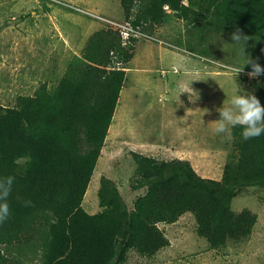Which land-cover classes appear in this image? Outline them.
I'll return each mask as SVG.
<instances>
[{
	"label": "trees",
	"instance_id": "16d2710c",
	"mask_svg": "<svg viewBox=\"0 0 264 264\" xmlns=\"http://www.w3.org/2000/svg\"><path fill=\"white\" fill-rule=\"evenodd\" d=\"M120 1L125 17L134 16V26L149 33L175 15L207 41L212 34L231 39L239 30L264 48V0H190L188 7L181 0ZM135 47H123L117 33L102 29L54 92L43 85L12 108L0 105V177H15L10 216L0 223V264H128L133 252L152 260L171 245L159 225L186 214L212 249L251 238L257 214L236 213L232 204L244 189H264V134L244 140L240 127L232 130L233 151L221 180L201 177L189 161L132 152L131 189L145 194L129 203L116 181L102 177L100 211L84 209L126 80L124 70L109 67L122 63L127 69ZM251 60L264 67V51ZM254 81L264 105V76Z\"/></svg>",
	"mask_w": 264,
	"mask_h": 264
},
{
	"label": "rangeland",
	"instance_id": "374dc122",
	"mask_svg": "<svg viewBox=\"0 0 264 264\" xmlns=\"http://www.w3.org/2000/svg\"><path fill=\"white\" fill-rule=\"evenodd\" d=\"M45 2L0 0V105L4 108L14 107L20 96H34L43 85L54 92L74 61L69 56L59 59L62 7ZM186 25L173 15L151 33L156 40L140 41L139 53L143 51L148 57L128 66L125 88L84 199L83 207L89 214L100 211L102 177L116 181L129 203L145 194L144 190L131 189L136 168L132 152L171 160L178 156L172 151H190L179 160L189 161L201 177L221 179L233 151L232 141L215 134L210 122L220 118L216 109L223 102L229 104L233 95H256V79L243 72L248 69V60L259 58L264 48L257 49L249 39L234 42L226 35L212 34L207 41ZM158 29L160 33H155ZM237 67L244 69L237 74L233 71ZM190 85L197 94L194 101L189 93H181ZM263 195L264 189H244L232 204L236 213L249 209L258 215L248 241L212 249L198 236L194 216L186 214L173 225H160L170 247L152 260L133 252L128 264H264Z\"/></svg>",
	"mask_w": 264,
	"mask_h": 264
},
{
	"label": "clouds",
	"instance_id": "9594fccd",
	"mask_svg": "<svg viewBox=\"0 0 264 264\" xmlns=\"http://www.w3.org/2000/svg\"><path fill=\"white\" fill-rule=\"evenodd\" d=\"M60 1L64 2V3L71 4L74 7L78 8L80 10H83L84 12H90V13L95 14L97 16L106 18L104 16L96 14L95 12L81 8V7L73 4L72 2H69L66 0H60ZM48 3H50V4H48ZM45 4L48 6H52L51 4H53V3L46 1ZM56 4H58L62 8L77 12V13L82 14V15L84 14L85 16H89V15H86L85 13L79 12L77 10L67 8L64 5H61L59 3H56ZM189 5H190V0H189ZM164 9L167 13H171L168 6H165ZM89 17L92 19L98 20V19L93 18L91 16H89ZM107 19H110V18H107ZM125 19H128V18L125 17ZM112 20H114V19H112ZM124 20H122V21H124ZM134 20H135V17H134ZM98 21H100V20H98ZM117 21H119V20H117ZM101 23L103 25V29L107 30V26H105L103 22H101ZM141 27L144 30V27L143 26H141ZM145 32L149 36H151L153 38V40H156L152 36L151 33L147 32V31H145ZM245 38H246V36H243L239 30L232 33V35H231V39L234 42H239L241 39H245ZM142 40H146V39H142ZM140 41L141 40L135 41L133 43V45H135V43L137 44ZM119 64H120L119 66H118V63L115 66V63H113V65H110L109 69L124 70L125 72H127V69L129 67L127 69H124L123 64L122 63H119ZM247 64H251V70L249 71L248 69H246V71H244L243 73H246L250 78H254L256 80H259L261 77L264 76V67H262L258 62L249 59ZM243 69H244V67L243 68L237 67V68H234L233 71H235L237 74H239L240 72L243 71ZM244 78H248V77H244ZM184 92L189 93V98L193 101L197 97V94L192 89L191 85L190 86H184L183 91L181 93H184ZM216 111L219 113L220 118L218 120H214V121L210 122V124L212 126V130L215 134L221 135L222 139L227 141V142L232 141V139H233V131L232 130L236 127H240L242 129L241 136L243 137L244 140L257 138V137L261 136L262 134H264V105L261 104L260 100L254 94H249V93L243 92L241 94L233 95L229 104L226 105L225 102H223L222 107L217 108ZM24 125H25V127H27L26 121L24 122ZM14 182H15L14 176L8 175L5 177H0V223H3L4 221H6L8 219V217L10 216V206L8 203V197L10 196V194L12 192ZM98 192H99V190H98ZM161 225H165V224H161ZM165 226H168V225H165ZM159 227H160V225H159Z\"/></svg>",
	"mask_w": 264,
	"mask_h": 264
},
{
	"label": "crops",
	"instance_id": "0c3cea01",
	"mask_svg": "<svg viewBox=\"0 0 264 264\" xmlns=\"http://www.w3.org/2000/svg\"><path fill=\"white\" fill-rule=\"evenodd\" d=\"M72 2L73 4L95 12L101 16L106 18L114 19L122 21L125 19V13L123 7L121 5L120 0H107L106 2L101 3L102 0H66ZM81 5V6H80ZM77 13V12H76ZM83 16H85L83 14ZM88 17V18H87ZM59 59H64V56H69L71 59H75L77 57H81L82 51L88 41V39L96 32L103 29V25L98 20H92L89 16L81 17L77 14H72L67 10L59 8ZM159 28V27H158ZM161 29L155 31V33H160ZM61 39V40H60ZM142 44L138 42L135 47V56L133 60L130 62L137 61L139 62L141 59H147L148 57L145 53H143L142 48L139 53V47ZM130 65V64H129ZM70 66V65H69ZM129 69V68H128ZM127 69V71H128ZM127 78V72H126ZM125 80V84H126ZM124 84V88H125ZM202 152H205L206 149L199 148ZM166 151V148L164 149ZM171 153H177L172 159H181L180 156L187 157L190 153L175 150ZM167 154V153H166ZM202 153L199 152V155ZM171 159V160H172Z\"/></svg>",
	"mask_w": 264,
	"mask_h": 264
},
{
	"label": "built area",
	"instance_id": "2783aa9c",
	"mask_svg": "<svg viewBox=\"0 0 264 264\" xmlns=\"http://www.w3.org/2000/svg\"><path fill=\"white\" fill-rule=\"evenodd\" d=\"M46 1L51 3H59L67 8L77 10L79 12L85 13L86 15H89L93 18L100 20L101 22L104 23L105 26H107L108 30H112L113 32L119 35L123 47L128 48L132 46L133 43L137 40H142V39L153 40V38L149 36L141 26H134L133 24L134 16H131L128 19H125L124 21H117V20L103 18L95 14H92L90 12H84L83 10L76 8L71 4L61 2L60 0H46ZM182 4L188 6L189 0H182ZM119 65L120 64L118 63V66Z\"/></svg>",
	"mask_w": 264,
	"mask_h": 264
}]
</instances>
